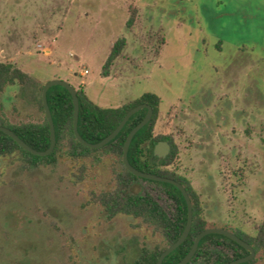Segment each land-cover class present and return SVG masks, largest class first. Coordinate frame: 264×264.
Returning <instances> with one entry per match:
<instances>
[{
	"label": "rangeland",
	"instance_id": "obj_1",
	"mask_svg": "<svg viewBox=\"0 0 264 264\" xmlns=\"http://www.w3.org/2000/svg\"><path fill=\"white\" fill-rule=\"evenodd\" d=\"M120 37L121 54L104 65ZM17 59L40 82L51 69L83 85L100 107L154 93L153 133L172 139L170 168L195 189L207 222L248 234L264 222V0H0V62ZM23 91L0 94L11 123L41 118ZM120 169L102 153L48 166L0 158V264H135L159 236L88 203ZM131 190L173 212L161 185L136 179ZM253 258L264 264V251Z\"/></svg>",
	"mask_w": 264,
	"mask_h": 264
},
{
	"label": "trees",
	"instance_id": "obj_2",
	"mask_svg": "<svg viewBox=\"0 0 264 264\" xmlns=\"http://www.w3.org/2000/svg\"><path fill=\"white\" fill-rule=\"evenodd\" d=\"M134 15L135 8H130V16L126 21L127 26L133 24ZM125 44L124 37L116 39L104 65L114 61L121 54ZM54 78L62 77L55 75ZM49 80L51 79L43 82L35 80L23 69L22 65L16 62H0V94L8 85L17 84L22 91L28 88L29 97L41 113V118L37 121L28 120L16 123L9 122L0 113V125L11 129L29 146L39 151L46 150L50 144L49 124L41 100L42 88ZM76 91L79 102L78 132L90 143H96L111 133L134 106L145 103L152 107L153 115L150 121L133 136L127 157L135 168L172 178L180 182L188 192L193 213L191 229L185 240L162 262V264H177L188 253L198 233L208 227L217 226L210 225L204 218L199 195L187 178L170 168L177 158V148L172 139L165 135L156 136L153 133L154 123L159 113V97L147 92L115 107H100L87 97L83 85L76 88ZM46 98L56 135L53 151L45 156L33 155L21 148L10 136L0 131V158L18 154L19 159L29 166H48L55 165L63 156L72 160L88 158L95 153L115 156L121 169L114 171L113 187L109 190L90 192L88 203L99 204L108 220L119 214L131 216L138 220V225L150 228L156 233L159 236L158 243L150 248L142 247L135 264H157L160 254L182 233L187 220V207L181 192L170 183L142 179L163 187L164 194L172 201L173 212L163 209L151 193L145 192L140 195L131 190L132 181L141 178L132 175L122 163L123 145L126 136L144 118L147 109L144 108L134 113L116 137L106 145L100 148H88L79 143L74 136L73 103L67 89L60 85H53L47 90ZM160 140H166L171 145L169 153L164 158L154 155V146ZM80 172L83 174V170ZM78 179L81 177L78 176ZM220 227L231 230L252 246L256 254L264 251V222L255 234H248L230 226ZM247 254V250L231 239L220 234H208L199 241L196 252L187 264H224ZM256 261L257 259L253 258L240 264H255Z\"/></svg>",
	"mask_w": 264,
	"mask_h": 264
},
{
	"label": "water",
	"instance_id": "obj_3",
	"mask_svg": "<svg viewBox=\"0 0 264 264\" xmlns=\"http://www.w3.org/2000/svg\"><path fill=\"white\" fill-rule=\"evenodd\" d=\"M53 85L63 86L64 88L67 89V91L71 95L72 103H73V133H74L76 140L88 148H100V147L106 145L107 143H109L111 140H113L116 137V135L123 128V126L125 125L127 120L134 113H136L137 111L144 109V108L147 109V112H146L144 118L138 124H136L130 130L128 135L126 136V139H125V142L123 145V152H122V158L121 159H122V163L124 164L125 168L132 175H134L138 178H141V179L170 183V184H172L178 188V190L181 192V194L185 200L186 207H187V220H186L184 229H183L182 233L180 234V236L178 237V239L175 242H173L171 245H169L160 254L158 261H157V264H162L163 259L169 253H171L174 249H176L187 237V235L191 229L192 220H193V213H192V203H191V200L189 198L188 192L180 182H178L172 178L160 176V175H157L154 173H148L145 171H141V170L135 168L133 165H131L129 160H128V157H127L128 149H129V145L132 141V138L140 128H142L145 124H147L150 121V119L153 115L152 107L148 104H145V103L138 104V105L134 106L125 114V116L122 118V120L119 122V124L116 126V128L111 133H109L106 137H104L102 140H100L96 143H90V142L86 141L78 132L79 102H78V95H77L76 88L73 85H71L68 81H66L62 78L51 79L47 83L44 84L42 91H41V100H42L44 112H45V115H46V118H47V121L49 124V134H50V144L46 150L39 151V150L32 148L26 142H24L14 131H12L11 129H9L5 126L0 125V131L1 132L10 136L21 148L30 152L33 155L45 156V155L51 153L55 147V143H56L55 128H54V124L52 121L50 109H49V106L47 103V98H46L47 90ZM170 148H171V145L168 141L160 140L154 146V155L159 157V158H164L169 153ZM208 234L223 235V236L231 239L232 241H234L235 243H237L238 245H240L241 247H243L245 250L248 251V254L246 256H243L241 258L235 259L233 261H230V262H227L224 264L244 263V262L252 260L253 257L255 256V250L253 249V247L250 246L243 239L238 237L231 230L226 229V228H222V227H208V228L202 230L200 233H198V235L195 237L193 244H192L190 250L188 251V253L177 264H187L191 260V258L193 257L194 253L196 252L199 241L204 236H206Z\"/></svg>",
	"mask_w": 264,
	"mask_h": 264
},
{
	"label": "crops",
	"instance_id": "obj_4",
	"mask_svg": "<svg viewBox=\"0 0 264 264\" xmlns=\"http://www.w3.org/2000/svg\"><path fill=\"white\" fill-rule=\"evenodd\" d=\"M48 14L50 15V12H48ZM14 62H17V63H19L20 65H23V60H19V59H17L16 61H14ZM23 69L26 71V72H29V71H27L25 68H24V66H23ZM49 72H50V74H49V76L47 77V79H53L54 77H55V74L57 73L59 76H61L62 77V79H63V76L58 72V71H56V70H49ZM30 73V72H29ZM81 75H86L84 72H83V70L81 71ZM108 78L110 77V76H107Z\"/></svg>",
	"mask_w": 264,
	"mask_h": 264
},
{
	"label": "built area",
	"instance_id": "obj_5",
	"mask_svg": "<svg viewBox=\"0 0 264 264\" xmlns=\"http://www.w3.org/2000/svg\"><path fill=\"white\" fill-rule=\"evenodd\" d=\"M37 46H38L40 49H42V45H41V44H38Z\"/></svg>",
	"mask_w": 264,
	"mask_h": 264
}]
</instances>
